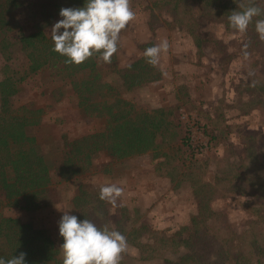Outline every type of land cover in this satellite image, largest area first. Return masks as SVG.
<instances>
[{
    "label": "trees",
    "instance_id": "16d2710c",
    "mask_svg": "<svg viewBox=\"0 0 264 264\" xmlns=\"http://www.w3.org/2000/svg\"><path fill=\"white\" fill-rule=\"evenodd\" d=\"M149 1L154 5L162 1L167 6L164 9L167 13L176 8L178 16L174 14L170 22L176 30L184 31L190 37L198 51L203 50L202 41L207 40L198 34L202 17L216 18L210 16L212 10L216 12L218 22L230 29L228 17L232 11H240L238 5L248 3V0ZM181 1L190 10L198 9L197 20L183 17V9H179L178 5ZM86 2L0 0V204L20 213L0 212V258L7 260L24 252L26 264H63L60 248L63 238L59 232L56 236L51 235L37 213L66 197L71 207L70 214L78 220H91L97 227L107 226L127 238L128 251L123 254L120 264H191V261L195 264H223L229 254L232 264H264V244L255 245L254 239L251 245L255 250L247 255L239 250L231 253L223 242L213 254L206 256L207 245L202 242L207 237H203L201 232L204 219L207 215L212 217L214 212L205 211L210 203L207 201L204 204L201 187L225 179L227 174L223 172L215 170L211 179L206 176L200 188H195L192 178L190 185L194 187L196 209L171 230L154 228L153 224L145 221L140 209L130 206L123 196L116 206L100 200V188L105 185H93L85 176L101 171L112 178L122 177L125 159L153 152L167 124H175L162 117L164 113H171V109L166 112L161 107L147 111L125 97L126 92L164 78L167 69L160 63L155 67L149 65L143 55L146 48L153 46L151 39L139 42L134 58L119 57L115 53L110 64L104 63L99 54L81 65L66 64L67 57L52 51L54 42L44 28L52 21L62 19L59 15L62 8H81ZM255 3L264 9V0H255ZM256 19H264V16L254 18L249 25L246 32L248 39L244 43L248 44L247 49L251 37L259 36L255 30ZM260 42V58H254L250 73L245 70L248 97L254 92L252 78L264 76V41ZM233 57L234 54H229L228 61ZM244 62L247 64L242 58V65ZM108 72L116 79V86L106 79ZM238 85L242 84L236 87ZM65 86L71 89L79 114L86 118H98L103 123L102 128L78 136L61 133L58 137L52 132L50 123L41 119L44 107L36 98H42L45 106H51L65 97ZM259 89V95L264 96V88L259 86ZM261 101L263 99L260 98L255 103L260 104ZM206 118L209 119V116L206 115ZM206 125L204 123L201 128L208 141H214L217 134L207 131ZM179 144L183 147V161L190 162L196 152L190 146L188 136L183 135ZM246 150L249 155L252 154L247 143ZM100 152L104 156L98 162L100 169H97L95 157ZM236 162L237 170L242 169L243 162ZM243 174H239L241 179L245 178ZM244 184L253 187L248 181ZM263 186V183L259 185L261 192ZM236 189L239 197L248 199L243 204L253 203L249 202L255 198L252 195L257 197L261 194L260 191L254 193L256 188L252 191L246 186L245 189L233 188ZM257 212L253 216L255 218L250 216L248 221L249 233L253 227L263 225L264 200H261ZM151 229L155 230L152 232L155 236L146 238ZM204 232L208 234L209 228ZM241 242L243 239L232 238V243L238 246Z\"/></svg>",
    "mask_w": 264,
    "mask_h": 264
},
{
    "label": "rangeland",
    "instance_id": "374dc122",
    "mask_svg": "<svg viewBox=\"0 0 264 264\" xmlns=\"http://www.w3.org/2000/svg\"><path fill=\"white\" fill-rule=\"evenodd\" d=\"M178 5L179 9H183V17L198 19L196 17L198 9L190 10L184 1ZM131 7L137 13V19L122 30L118 56L134 58L140 41L146 42L151 39L154 46L166 38L169 49L167 53H161L159 63L167 71L163 79L140 86L131 92L124 91L123 94L125 93L128 100L147 111L161 107L166 112L171 109V113H164L162 117L172 120L175 125L167 124L153 152L126 158L125 173L122 177L112 178L101 171L85 177L93 185L115 183L122 187L126 202L130 206L138 207L147 223L153 224L158 230H171L196 209L194 187L190 185L192 178L195 181V188H200L206 176L211 179L215 170L223 172L227 174L225 179L201 187L204 204L207 201L210 203L205 211L214 212L212 217L205 214L207 218L204 219L205 225L201 233L207 239L202 244L207 245L206 256L213 254L223 242L231 253L239 250L247 255L255 250L251 245L253 239L255 245L264 244V221L263 225L261 223L253 227L251 233L248 224L250 216L258 214L260 202L264 200V188L262 192L259 190V185L264 184V96L259 95L261 91L259 86L264 88V76L252 78L254 92L250 97L246 88L248 82L246 73H250L254 58H260L259 36L255 38L250 36L247 49L248 44L244 43L248 35L246 33L241 35L231 27L227 29L222 22H218L216 12L211 10L210 16L216 18L205 15L202 22L199 20L201 27H198V34L207 40L202 41L203 50L198 51L190 37L184 31L176 30L173 22H170L174 14L178 16L176 8L173 12L167 13L164 10L167 6L162 1L154 5L149 0H131ZM58 21L54 20L44 28L47 35L51 34L52 26ZM239 51L243 53L239 54ZM14 53L17 54V51L14 50ZM229 54H234L230 61ZM242 58H245L247 64L244 62L242 65ZM107 75L106 79L115 85L116 79L109 72ZM237 84L242 85L236 87ZM63 93L65 97L51 106H45L42 98H36L44 107L41 119L50 123L51 130L56 136L60 137L61 133L78 136L102 128L103 123L98 118H86L79 114L69 86L63 88ZM260 98L263 101L260 104L255 103ZM182 111L194 116L197 129L191 142L196 147H202L196 149L190 145L196 152L190 162L183 161V147L179 146L183 135L187 136L190 132L189 127L179 121V114ZM204 123L208 124L207 131L217 134L214 141H208L201 128ZM246 143L251 149L250 155L246 150ZM103 156L104 153L100 152L95 157L97 169L101 167L98 162ZM236 161L243 162L242 169L237 170ZM239 174H243L245 178L241 179ZM245 181L251 183L253 187L244 184ZM245 186L251 191L256 188L257 191L254 193L261 192L257 197L255 194L252 195L254 199L249 198L251 199L249 202L253 203L243 204L248 199L239 197L238 189L233 190L234 187L245 189ZM57 187L61 188L58 184ZM67 194L69 197V192ZM60 209H70V214L71 207L66 197L40 209L37 213L40 221L48 227L53 236L59 232L58 223L63 214ZM0 212L20 214L14 208L1 207V204ZM207 228L208 234L204 232ZM153 231L155 230L151 229L150 234L144 231L146 238L154 237ZM232 238L243 239V242L238 246L232 243ZM230 255L223 264H232ZM191 264L195 262L191 261Z\"/></svg>",
    "mask_w": 264,
    "mask_h": 264
},
{
    "label": "clouds",
    "instance_id": "9594fccd",
    "mask_svg": "<svg viewBox=\"0 0 264 264\" xmlns=\"http://www.w3.org/2000/svg\"><path fill=\"white\" fill-rule=\"evenodd\" d=\"M240 11H232L228 17L230 27L244 35L254 18L264 16V9L255 0L240 3ZM62 17L51 28L54 42L52 51L67 57L66 64L81 65L96 54L106 64L118 52L122 30L137 19L131 7V0H87L81 8H62ZM63 29V31H60ZM255 30L264 41V19L255 20ZM168 40L145 49L146 62L155 67L160 62L161 53H167ZM130 67V66H129ZM124 195L122 187L112 183L100 188L99 198L116 206ZM63 211L58 223L59 235L63 238V264H120L123 254L128 251L127 238L117 230L107 226L97 227L91 220H78L69 210ZM26 253L5 260L0 264H26Z\"/></svg>",
    "mask_w": 264,
    "mask_h": 264
},
{
    "label": "built area",
    "instance_id": "2783aa9c",
    "mask_svg": "<svg viewBox=\"0 0 264 264\" xmlns=\"http://www.w3.org/2000/svg\"><path fill=\"white\" fill-rule=\"evenodd\" d=\"M179 121L183 123L184 125H187L189 127V133H187L188 136V142L191 146L195 147L196 149H202V147H196L195 144H193L191 141H193V138H195L196 133V120L194 119V116H192L189 113H186L184 111L180 112L179 114Z\"/></svg>",
    "mask_w": 264,
    "mask_h": 264
},
{
    "label": "crops",
    "instance_id": "0c3cea01",
    "mask_svg": "<svg viewBox=\"0 0 264 264\" xmlns=\"http://www.w3.org/2000/svg\"><path fill=\"white\" fill-rule=\"evenodd\" d=\"M149 153V152H148Z\"/></svg>",
    "mask_w": 264,
    "mask_h": 264
}]
</instances>
